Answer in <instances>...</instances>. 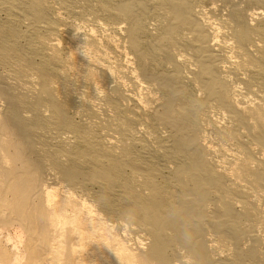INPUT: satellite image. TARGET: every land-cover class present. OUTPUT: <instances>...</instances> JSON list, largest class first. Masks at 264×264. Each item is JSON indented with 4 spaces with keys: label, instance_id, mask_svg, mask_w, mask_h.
<instances>
[{
    "label": "bare ground",
    "instance_id": "obj_1",
    "mask_svg": "<svg viewBox=\"0 0 264 264\" xmlns=\"http://www.w3.org/2000/svg\"><path fill=\"white\" fill-rule=\"evenodd\" d=\"M0 264H264V0H0Z\"/></svg>",
    "mask_w": 264,
    "mask_h": 264
},
{
    "label": "clouds",
    "instance_id": "obj_2",
    "mask_svg": "<svg viewBox=\"0 0 264 264\" xmlns=\"http://www.w3.org/2000/svg\"><path fill=\"white\" fill-rule=\"evenodd\" d=\"M75 31H76L77 34H79V33L87 34V29H84V28H82L80 26H77L75 28ZM84 39H85V37H84ZM85 41H86V43L81 45V47L78 48L77 51L80 53L81 56H83L86 60H88L90 63H92V52H91V49L88 46L87 39H85ZM98 95H99V93H98Z\"/></svg>",
    "mask_w": 264,
    "mask_h": 264
}]
</instances>
